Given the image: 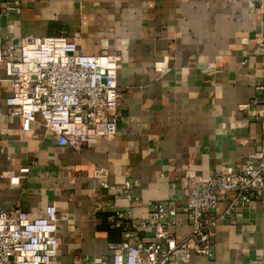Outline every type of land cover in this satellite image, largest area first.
<instances>
[{"label":"crops","instance_id":"1","mask_svg":"<svg viewBox=\"0 0 264 264\" xmlns=\"http://www.w3.org/2000/svg\"><path fill=\"white\" fill-rule=\"evenodd\" d=\"M19 1L17 14H6L0 2L4 47L63 31L82 52L120 57L119 135L81 151L8 113L13 87L0 63V209L20 206L37 216L56 205L61 264L98 260L122 240L107 214L95 212L98 202L144 219L149 203L185 202L191 177L234 171L264 144V3ZM244 104L250 107L241 111ZM126 181L138 183L132 200L119 188ZM233 197L224 196L221 214ZM173 231L178 239L190 233L185 216ZM188 264H264V192L219 222L212 257Z\"/></svg>","mask_w":264,"mask_h":264},{"label":"built area","instance_id":"2","mask_svg":"<svg viewBox=\"0 0 264 264\" xmlns=\"http://www.w3.org/2000/svg\"><path fill=\"white\" fill-rule=\"evenodd\" d=\"M0 2L6 14L21 12L19 0ZM0 63L5 65L13 87L5 99L11 116L43 125L48 134L63 138L78 151L97 147L102 140H114L119 135V56L82 52L75 38L61 31L50 36L29 35L6 47L0 38ZM249 107L244 104L240 110ZM30 170L25 167L21 172L28 174ZM189 182L185 202H151L144 219L137 218L131 210L108 212L106 203L98 202L95 212L106 213L111 228L121 230L123 238L110 242L108 252L98 260L76 257L73 264H188L193 256L212 257L219 222L264 192V144L237 164L234 171L202 179L191 177ZM137 186V182L126 181L119 188L122 196L132 200ZM102 187L118 189L106 182ZM227 193L234 197L221 214L220 204ZM180 215L187 218L191 228L182 239L173 231ZM59 222L54 204L47 205L37 216H30L20 206L0 209V264H61ZM148 230H152L150 240L144 238Z\"/></svg>","mask_w":264,"mask_h":264}]
</instances>
